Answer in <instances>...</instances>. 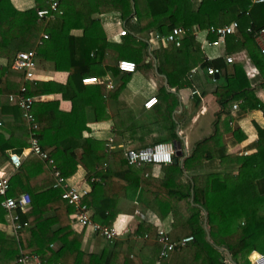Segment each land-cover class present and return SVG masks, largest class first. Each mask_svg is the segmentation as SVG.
Listing matches in <instances>:
<instances>
[{"label":"trees","instance_id":"16d2710c","mask_svg":"<svg viewBox=\"0 0 264 264\" xmlns=\"http://www.w3.org/2000/svg\"><path fill=\"white\" fill-rule=\"evenodd\" d=\"M35 1L36 8L21 12L11 0H0V58L8 60L6 69L9 72L13 70L19 52L32 51L41 35L46 34L48 39L43 38L42 44L37 46L38 57L45 58L51 54L57 69L70 72L76 87L82 88L84 77L100 75L101 72H97L101 70L102 60L107 63L114 56L111 50L101 45V37L97 32L100 23L91 19L92 14L98 11L115 12L127 23L134 19L138 22L140 35L129 34L124 37L129 53L118 60L126 58L134 62L139 71L153 67V61L146 63L147 58L152 57L156 60L158 74L166 77L170 89L183 88L187 84L186 74L201 63L204 68L215 67L226 72V60L204 61L193 30L196 27L201 33L207 34L211 27H224L233 22H238L239 27L236 34L227 39L228 51H247L261 77H264V57L258 43L264 31V2L95 0L94 5H91L86 0H61L62 16L57 13L56 19L49 21L40 20L37 14L39 10L49 8L48 0ZM189 3L193 7L187 13ZM176 27L187 31L182 47L177 48L161 39L149 53L156 34L167 36ZM73 28L84 29V36L71 37L69 32ZM207 39L215 41L218 37L208 34ZM93 52L96 53L95 58L90 57ZM176 53L184 57L185 67L177 68L173 57ZM67 58H72L74 65L64 67L62 63ZM79 61L85 63V69L81 62V66L80 63L76 64ZM243 66L237 64L232 73H226L225 82L219 86L216 95L223 108L243 98L247 104L241 110L246 113L248 109H259L260 102L249 97L252 95L251 90H248L251 82ZM103 71L110 72L114 78L121 77V89L133 75L122 72L117 65ZM42 86L48 87L38 82L26 84L27 95L33 96L34 89L40 91ZM161 94L169 99L170 107L166 112L172 114L179 107L176 96L168 93L165 87ZM159 97L162 99V96ZM34 111L39 118L38 129L31 131V134L39 140L43 151H50L49 159L55 160V168L39 157L30 155L11 178L10 197L18 198L23 194L31 197L29 208L18 211L21 223L27 224L28 228L18 238L0 232V264H11L22 255H36L45 264H197L201 259L202 264H233L226 250L236 264H253L250 256L254 252L264 256V240H259L264 230V129L257 127L259 139L254 145L256 152L250 157L237 159L240 166V179L237 182L215 179L209 182L206 169L211 165L206 163L215 160L216 145L221 146L220 136L214 134L197 143L181 163L182 157L187 154L176 133L179 122L174 123L170 116V137L159 144L180 142L183 155L175 158L177 162L162 165L163 178H155L151 175V168L146 165L145 168L129 165L124 149L93 150L91 140L83 138V132L88 129L85 110H73L66 115L60 112L59 103L53 102L37 103ZM220 114L222 118L228 112L222 111ZM217 126L218 123L215 130ZM240 135L241 130H235L234 137ZM28 142L29 139L24 144H11L0 134V156L7 149L22 153L28 147ZM78 148H82L94 162V172L86 177L90 190L83 199L92 218L112 227L121 212H146L161 223L156 225V222L145 221L126 239L107 242L101 252H86L83 249V234L76 232L67 204L62 199L63 189L54 187L55 173H59L64 180L77 173ZM224 158L221 159L223 165L226 161ZM101 159H106V164L101 163ZM2 200L0 198V203ZM7 215L0 205V221L6 222ZM168 218L172 222L166 223ZM160 226L170 229L169 236L175 243L189 236L193 237V241L184 247H177L168 257H162L161 247L156 242ZM208 233L211 241L208 240ZM149 241L153 243L149 245ZM100 243L98 240L97 244ZM54 246H58V249L55 250Z\"/></svg>","mask_w":264,"mask_h":264},{"label":"crops","instance_id":"0c3cea01","mask_svg":"<svg viewBox=\"0 0 264 264\" xmlns=\"http://www.w3.org/2000/svg\"><path fill=\"white\" fill-rule=\"evenodd\" d=\"M86 1L91 5L95 3V0ZM11 2L13 6L21 12L36 8L35 0H11ZM49 2L50 0L47 1V4H49ZM75 4L77 5V2H75ZM192 7L193 4L189 3L187 13L191 12ZM62 14L63 11L59 15L62 16ZM52 19L56 18L54 17L47 20L51 21ZM91 19L100 23L97 32H99V36L101 37V45H104L105 48L114 53V56L107 60V63L105 60H102L101 70L97 72H101V76L99 74H93L84 77V79L98 78L100 82L98 84L87 85L83 83L84 85L82 84V88L79 89L76 87L70 72L57 69L56 62L51 59V54L45 58H39L37 55L35 71L38 78L37 82L47 84L48 87L42 86L40 91L35 89L34 91L32 90L34 92L32 97L36 100L34 107L37 103L47 104L57 102L59 103V110L62 114L68 115L73 110H85L88 129L83 132V138L91 140L92 149L98 151H108L113 148H120L125 151L153 148L158 145L160 141L169 139L170 120L168 117L171 116L174 123L176 121L179 122L176 133L180 139L184 141H182V144L187 156L192 152L197 143L212 137L214 134H218L220 136L221 146L216 145L217 152L215 154V160L206 163L211 165L206 169L208 181L210 182L212 179H215L221 182H237L240 179V166H238L239 161H237V159L250 157L256 152L254 145L259 139L257 127L264 129V109L259 108L252 109L246 113L243 112L241 110L242 106L247 104V101L245 103L243 98H239L234 102L232 101L223 108V105L218 101L216 91L221 84H224L226 73H232L235 70V65L242 64L244 65L243 67L248 81L251 82V87L248 88V90H251L250 92H252V95H249V97L252 98L253 101L258 100L260 105L264 102V86L262 85L264 77H261L258 68L248 57L247 51L240 49L228 51L227 42L218 47H210L207 45V41L212 42L207 39V35L210 34L209 30L207 34L201 33V31L195 27L193 33L200 44V49L203 53L201 57L204 61L208 60L211 62L217 59L226 60L229 56L235 58L233 63H229L226 60V72L223 70L220 76L210 77L205 70L206 68L201 66V63L193 67V69L186 74L185 80L187 84H185L183 88L179 90L174 88L170 89L166 77L158 74L156 60L154 59L152 68H144L131 75L129 83L125 84L123 89H121L123 83L122 78H114L110 72L107 73L103 70L116 65L118 66L119 62L123 61V59H118L121 56L126 57L128 55V46L124 44L125 38L120 36V33L124 28L128 31V35L135 34L139 36L138 22L134 19L127 23L115 12L97 11L92 14ZM84 34L85 30L81 28H73L69 32V35L75 38H82ZM44 36H46V34L41 35V38L36 44L37 46L42 44ZM236 36H238V34ZM157 43H159V40L155 39L151 41L149 53L157 47ZM258 43L261 49L262 44H264V37H259ZM37 46L32 49L36 54ZM95 56L96 53L93 52L90 57L95 58ZM173 57L178 69L185 67L186 62L181 54L176 53ZM151 58L152 57L147 58L146 63H149ZM125 60L130 61L126 58ZM65 61L66 62L62 63L64 67L72 66L75 63L74 60L72 61V58H67ZM70 61H72V63ZM80 62L81 61L76 64ZM8 63L7 59L0 58V116L5 122V126L0 129V134L4 136L5 141H10L11 144H24L27 142V139H29V147L32 131L30 124L24 118L23 112L18 108L17 104L9 99L11 95H17L21 88L26 85L25 75L23 72L17 71L14 68L9 72L6 69ZM81 63L84 68L85 63ZM196 68H201L203 71L194 72ZM161 82H163V85L160 84ZM109 84L112 85V88L108 86ZM163 87H165L168 93L176 96L178 100L179 107L177 110H174L172 114L166 112V109L170 107V102H168L169 99L167 97H163L161 94ZM97 89H99L98 93H96ZM49 90L52 91L48 92ZM64 94H66V98H64ZM159 96H162V99H160ZM152 97H157L159 103L152 109H146L144 104ZM88 98L90 103L88 102ZM237 103L240 106L238 110H235L233 105ZM34 107L33 113L38 123L39 118L34 111ZM222 111H227L228 115L220 118L219 115H221L220 113ZM59 121L62 122V120ZM217 123L218 126L215 130V125ZM237 129L241 130L242 135L235 138L234 133ZM172 142L175 144V141ZM27 148H25L22 153H24ZM45 152L49 155L50 151L48 150ZM224 152L225 155L222 156ZM10 153L20 155L22 153L7 149L4 155L0 156V172L5 173L11 180L18 170H15L13 166L9 164ZM76 155L79 163L78 170L73 177L67 180V183L68 185L85 187L87 186V175L94 172V162L91 157L85 154L82 148L76 150ZM222 157H225V165L221 164ZM51 161L54 164L55 160L52 159ZM100 162L106 164V159H101ZM46 163L48 166L53 165L49 161H46ZM146 166L147 168H151L152 177L163 178L164 173L162 171V166ZM225 179L229 181H225ZM87 189L90 190L89 187ZM262 209L264 212V204ZM67 210L72 219V212L69 209ZM140 212L143 213L144 211L141 210ZM171 220L172 219L168 218L166 223L172 222ZM119 221L122 223H119ZM145 221L150 223L156 222V225L160 222L155 220V217H152L151 214H146V212H144V214L121 212L114 223L120 227L122 231L126 230L127 233L118 239H126L129 234H133V232L136 231L140 223H144ZM74 227L76 232L83 234V249L86 252H101L106 246L107 242L101 237L93 235L90 230H82L75 225ZM0 232L11 237L14 236L12 228L8 225V215L6 222L0 221ZM98 240L101 242L100 245L97 244ZM259 240H264V230ZM151 243H153V241L148 242L149 245H151ZM56 249H58V246L55 247V250ZM251 256L250 260H252V262L253 260L257 261L262 258L260 257L261 255L254 256L253 258Z\"/></svg>","mask_w":264,"mask_h":264},{"label":"built area","instance_id":"2783aa9c","mask_svg":"<svg viewBox=\"0 0 264 264\" xmlns=\"http://www.w3.org/2000/svg\"><path fill=\"white\" fill-rule=\"evenodd\" d=\"M61 0H50L49 8L41 9L37 12L40 20L54 18L57 13H62L60 10ZM264 0H253V3H263ZM238 22H233L230 25L224 27H211L209 33L218 37L217 40L208 42L207 45L210 47H218L221 44L227 42L228 37L236 34L238 30ZM187 31L184 28L176 27L167 36H161L156 34V40H163L165 43L174 45L177 48L182 47L184 35ZM198 32V31H197ZM128 35L126 29H122L120 36L125 37ZM260 37H264V31H262ZM44 39H48V36H44ZM261 52L264 57V44L261 46ZM229 63H233L235 58L229 56L226 59ZM36 62L37 54L35 51L20 52L15 62L13 63V68L17 71H21L25 75V81L27 83H35L38 78L36 76ZM119 69L122 72L134 74L137 71V65L132 61H120L118 64ZM203 69L196 68L194 72H202ZM210 77L220 76L221 70L208 67L205 69ZM100 80L98 78H87L83 79L84 84H98ZM1 86V85H0ZM112 88V85H108ZM10 101L15 102L20 110L23 112L24 118L29 122L31 130L38 129V123L36 116L33 113V107L35 104V98L27 95V87L24 85L17 95H11L9 97ZM159 103L157 97L150 98L145 102L144 107L146 109H152ZM239 104H234L233 108L235 110L239 109ZM0 108H1V95H0ZM260 109H264V102L259 106ZM251 110H247L249 112ZM5 126V122L0 116V129ZM176 146L173 142L160 143L153 148L140 149V150H129L126 152L125 156L129 163L134 168H141L145 165L162 166L172 164L175 159ZM37 156L44 161H49L51 164L53 162L49 159V155L42 150L39 140L31 134L30 145L27 150L20 154L10 153L9 164L13 166L15 170H18L23 165L24 160L30 156ZM53 166V165H52ZM52 168H55L53 166ZM56 183L55 188H62L63 194L62 199L66 202L68 209L72 212V219L75 226L80 227L82 230H90L93 235L100 236L106 242H113L118 240V238L124 236L127 231H122L120 227L113 224L112 227L103 225L98 219L92 218L89 214L88 206L83 202L84 197L89 193L88 187L68 185L67 180L60 177L59 173H55ZM11 191V180L10 177L5 173L0 172V205L8 213V225L13 230L14 237L18 238L19 234L28 228V225H23L20 221V216L18 211H26L31 204V197L29 195H21L18 198L10 197L9 192ZM117 223V222H116ZM119 223H122L119 221ZM125 228V227H124ZM170 230L163 228L162 226L158 229V234L156 236V242L161 247V256L168 257L177 247L186 246L188 243L193 241V237L183 238L180 242L175 243L171 240ZM11 264H45L36 255H22Z\"/></svg>","mask_w":264,"mask_h":264},{"label":"water","instance_id":"95a60500","mask_svg":"<svg viewBox=\"0 0 264 264\" xmlns=\"http://www.w3.org/2000/svg\"><path fill=\"white\" fill-rule=\"evenodd\" d=\"M166 86H167V80H166ZM181 141H183V139H181ZM175 146H176L175 158L182 157V155H183L182 144L180 142H175ZM186 158H187V155H184L181 159V163H183ZM174 161L177 162V159H174ZM205 228L207 230V223H205ZM207 232H208V230H207ZM208 240L211 241V237H210L209 233H208ZM226 253L228 254L229 260L233 264H236L235 262H233V258L231 256V254L229 253V251L226 250ZM254 256H260V255L256 252H254L251 257L253 258ZM259 262H260V264H264V256H262V258L259 259Z\"/></svg>","mask_w":264,"mask_h":264},{"label":"rangeland","instance_id":"374dc122","mask_svg":"<svg viewBox=\"0 0 264 264\" xmlns=\"http://www.w3.org/2000/svg\"><path fill=\"white\" fill-rule=\"evenodd\" d=\"M150 61H154L153 58H151ZM152 64H153V62H152ZM160 84L163 85V82H161ZM144 85H146V84H144ZM177 116H178V115H177ZM225 181H229V180L225 179ZM133 225H134V223H133ZM168 230H170V229L168 228ZM99 237H100V236H99ZM225 253H226V252H225ZM226 254H227V253H226ZM227 255H228V254H227ZM227 257H228V256H227ZM260 257H262V255H261ZM228 258H229V257H228ZM251 261H252V260H251ZM258 261H259V260H257V261H256V260H253L252 263H253V264H260V262L258 263ZM202 263H203V260L201 259L200 261H198L197 264H202Z\"/></svg>","mask_w":264,"mask_h":264}]
</instances>
